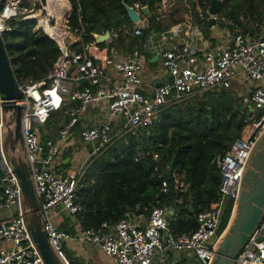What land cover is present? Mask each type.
Listing matches in <instances>:
<instances>
[{"label":"built area","instance_id":"2783aa9c","mask_svg":"<svg viewBox=\"0 0 264 264\" xmlns=\"http://www.w3.org/2000/svg\"><path fill=\"white\" fill-rule=\"evenodd\" d=\"M3 1L0 36L11 30L9 21L17 17L20 2ZM178 3L186 8L183 23L187 27L193 25L195 21L187 0H159L155 4L156 15L165 17V12ZM135 7L139 8L137 4ZM210 17L214 24L220 21L218 14ZM224 22L232 24L228 20ZM143 27L142 21L133 24V34L141 35ZM35 29L48 34L60 54L43 80L17 83L22 96L15 102L21 108L23 141L44 228L58 255L71 264L63 242L76 238L97 245L116 264H152L155 255L166 250L190 255L197 264H210L227 225L222 227L225 211L230 203L232 208L235 204L245 162L264 131V38L259 34H243L233 26V32H228V42L207 43L199 58L190 52L189 41L172 42L170 27L165 34H169L167 39L171 42L157 51L169 79L148 87V91L141 74L142 51L138 48L130 53H107L93 38L83 41L80 32L70 28L67 16L63 36L47 32L39 22ZM110 70L116 75L114 79ZM239 83L244 86L243 90L234 92L239 93L237 96L242 99L241 105L248 108V115L240 136L213 159L221 175L218 200L197 214L195 230L177 237L172 235L167 224L168 209L161 205L153 206L148 214L127 211L112 225L102 222L98 228L83 229L77 224L73 234L53 223V209L70 215L82 210L76 193L87 166L76 173L58 172L56 168L66 148L65 142L90 104L101 103L103 111L102 120L83 125L78 132L80 141L90 147L87 163L118 139L138 136L147 130L167 106L209 91L230 89ZM247 83L251 87L246 88ZM61 109L64 115L54 134L47 122ZM171 177L174 188L182 190L181 175L172 169ZM168 190V180L163 179L161 191L165 194ZM20 194L19 180L7 162L0 138V264H45L27 227ZM4 242L9 245L4 246ZM166 259L163 255L161 261ZM235 264H264V212L236 256Z\"/></svg>","mask_w":264,"mask_h":264},{"label":"trees","instance_id":"16d2710c","mask_svg":"<svg viewBox=\"0 0 264 264\" xmlns=\"http://www.w3.org/2000/svg\"><path fill=\"white\" fill-rule=\"evenodd\" d=\"M69 1L72 6L69 26L80 32L83 41L92 39L93 33L106 30L115 34L108 45L109 53L119 48L124 53L134 48L142 50L149 34L154 35L152 29L159 31L162 28L160 18L151 13L159 0ZM122 1L131 6L148 5V25L142 29L141 35L133 34ZM210 1L197 0L200 16L196 3L190 0L195 21L206 35L210 27L206 14ZM67 2L65 0L64 9ZM3 4L1 0L0 6ZM222 4L217 14L232 22L219 21L228 32H233V26H236L243 34H259L264 38V0H231L229 4L225 1ZM181 5L170 8V23L177 22L180 16L183 18ZM246 8L249 12L245 11ZM175 15L180 16L173 18ZM9 24L11 30L4 33L2 39L15 81L20 84L43 80L60 54L56 42L44 31L35 29V19L23 18L18 13ZM63 115L61 109L48 119L47 125L52 126V133L60 128L54 122L61 120ZM247 115L248 111L238 101L233 88L209 91L186 102L167 106L147 130L138 136L127 135L118 139L88 161L76 193V201L82 210L73 216L83 229L98 228L102 222L116 223L127 211L148 214L153 206L161 205L172 209L169 221L172 235L177 237L195 230L197 214L218 200L221 175L213 159L226 148V143L240 136ZM171 162L173 170L181 175L182 190L174 188L172 177L166 178V166ZM163 179L169 183L165 194L161 191ZM231 209L232 203L225 211L222 227L230 218ZM171 253L167 254V262L174 259ZM173 264H187V260L179 256Z\"/></svg>","mask_w":264,"mask_h":264},{"label":"water","instance_id":"95a60500","mask_svg":"<svg viewBox=\"0 0 264 264\" xmlns=\"http://www.w3.org/2000/svg\"><path fill=\"white\" fill-rule=\"evenodd\" d=\"M122 3L132 24H139L143 17L149 15L147 4L136 8L135 5H128L124 1ZM221 3V0L210 1L208 22H214L210 15L217 14ZM110 36L109 30L92 34V38L98 44L104 43ZM248 94L251 93L248 92ZM21 96L22 93L13 76L3 39L0 36V138L5 156L19 180L22 212L33 242L45 264H67L50 243L44 228L40 200L35 191L23 141L21 108L15 102ZM228 145L229 143H226V146ZM172 169L173 162L166 170L167 179H170ZM189 208L192 210L191 205ZM263 212L264 131L257 139L245 162L235 204L210 264H235L236 256L254 232ZM171 214L172 209L168 207V227Z\"/></svg>","mask_w":264,"mask_h":264},{"label":"crops","instance_id":"0c3cea01","mask_svg":"<svg viewBox=\"0 0 264 264\" xmlns=\"http://www.w3.org/2000/svg\"><path fill=\"white\" fill-rule=\"evenodd\" d=\"M187 3L189 4L190 1L187 0ZM195 3H196L195 4L196 11L198 15H200L201 9L198 6L197 2ZM189 6L192 9L191 3ZM169 10L165 12V17L164 16L160 17L162 28L159 31L156 28L152 29L151 32H153L154 35L151 33L149 34L141 50L142 51V57L140 59L141 65H142L141 74H142L143 81L148 91L150 90V88L148 87H151L152 85H156L158 82H161L163 80L169 79V75L167 71L162 67V57L160 54H158L162 46H165L168 42H171L169 39L167 38L165 39V33L167 32L168 28L170 27L172 28L168 30L170 31L169 34L172 35L173 37L172 39H174V41L172 40V42H177L179 44V43H184L186 41H189V43H191L190 52L194 55L199 56V58L202 57V50L207 43H213V44L225 43V42H228L229 40L228 30L224 31L225 32L224 38L221 35V31L220 33H217V34L212 32L213 29H217V25H216L217 23L214 24V22L213 23L210 22V27L207 29L208 30L207 35L203 33L200 24L197 22L187 27L186 24L183 23V18L180 15H175L173 17V18H177L178 16H180V19L177 22L170 23V18H169L170 11ZM151 13L156 14V11L152 10ZM149 14H150V11H149ZM193 16L194 14L192 12V17ZM193 20L195 21V19ZM142 22L144 24V27L148 25L147 16L143 17ZM211 25H213V27H211ZM132 27H133V24H132ZM112 35H115V34L111 33V36L109 37V39H107L104 43H102L104 47L100 46V48L105 50L107 53L109 52L108 45L112 38ZM134 49H137V48H134ZM116 51H122V50L120 48L111 50L113 54H115ZM159 60L161 61V72H158V70L155 71V68L157 69V62ZM109 72L112 74V77L114 79V77L116 76L114 71L110 70ZM100 109H102V105L100 104L99 105L90 104L88 106L86 113L78 121L79 126L76 127L77 126L76 125L75 126L76 128L74 127L72 131L73 133L67 139V142H65L66 148L60 157V160H59L60 166L63 165L65 167V165L68 163L74 164L72 157L76 151L75 150L76 148L81 146V147L87 148V150L89 151L90 147L82 143L79 137L77 138L75 135L79 132L80 128L83 125H92L98 122V121L95 122V118L101 114ZM97 110H98V113L96 112ZM88 151H86V157H84L83 160L79 164H77L78 169L81 167L86 168L87 165H85V163L87 161ZM62 221L57 223L58 225L56 224L58 228L61 230L70 232L72 234L76 232L75 227L77 224L81 226L80 222L75 218V216H71L69 220H62ZM63 243H64L63 250L66 256L68 257V259H70L71 261H74L77 264H116L115 261L112 258L105 255V253L97 245L89 244V243L77 240L76 238L68 239L64 241ZM3 245L8 246L9 244L7 242H4ZM167 254L170 255L172 253L171 251H168V250H166L165 252L157 253L152 261V264L153 262H156L159 259L161 260L163 255L167 256ZM183 254L185 258H187V255L185 253H182L181 256L183 257ZM173 256L175 257V253H173ZM167 261L168 259H166V261L162 263H166Z\"/></svg>","mask_w":264,"mask_h":264},{"label":"rangeland","instance_id":"374dc122","mask_svg":"<svg viewBox=\"0 0 264 264\" xmlns=\"http://www.w3.org/2000/svg\"><path fill=\"white\" fill-rule=\"evenodd\" d=\"M190 1V0H189ZM222 1V3L225 1L226 2V4H229L230 3V1L231 0H221ZM44 3H46V0H20V2L18 3V6H17V11H18V13H20L21 14V16H25V18H29V19H35L36 20V22L38 23V20H37V18L36 17H33V16H31L34 12H36V11H42V14L43 15H45L46 14V11H44L43 9H42V7H43V4ZM221 3V5H220V7L219 8H221L222 6H223V4ZM180 4H182V3H178V5L177 6H174V7H179L180 6ZM68 5H69V12H68V15H67V19H68V16L70 15V12H71V10H72V6H71V3H70V1L68 0ZM186 11V8H185V6L182 4L181 5V13L180 14H182L183 15V13ZM245 11H247V12H249V10H248V8H246L245 9ZM218 16L220 17V20L222 21V22H224L225 20H226V18L224 19V18H221V15L220 14H218ZM208 17H209V14H208ZM193 19H195V17L193 16ZM53 21V20H52ZM196 22V21H195ZM226 23V22H225ZM217 29H213L212 30V32H214L215 34H217V33H220V31H221V35H222V37L224 38V35H225V27H222L221 25H220V23L218 22L217 24ZM165 37L166 38H168L169 37V34L167 33V34H165ZM158 70V72H161V61L159 60L158 62H157V69L155 68V71H157ZM244 84V83H243ZM247 85V87L246 88H249V87H251L250 86V84L249 83H247L246 84ZM243 88H244V86H242L241 87V84L239 83V84H234V86H233V90H236V89H238L239 90V93H241V91L243 90ZM237 91V90H236ZM239 93L237 92H235V95L237 96V95H239ZM237 99H238V101L241 103L242 102V99L239 97V96H237ZM242 104V103H241ZM100 105H102L101 103H100ZM246 108V110L248 111V108L247 107H245ZM100 111H101V113H102V109H100ZM97 113H98V110L96 111ZM55 113H57V112H55ZM54 113V114H55ZM59 120L60 119H58L57 121H55L54 122V124L55 123H58L59 122ZM100 120H102V117H101V114L99 115V116H97L96 118H95V122H97V121H100ZM79 126V123L77 124V126L76 127H78ZM75 127V128H76ZM50 129L52 130V126L50 127ZM73 133V132H72ZM71 133V134H72ZM71 136V135H70ZM77 138H78V133L75 135ZM76 151H75V153H74V155H73V157H72V159H73V161H74V164H72V163H68V164H66L65 165V167L63 166V165H58L57 166V168H56V170L58 171V172H65V173H76L78 170V166H77V164H79L82 160H83V158L84 157H86V151H88L87 150V148H84V147H78V148H76L75 149ZM87 164V161H86V163H85V165ZM56 212H58V213H56ZM51 214H52V216H51V219H52V221H53V223L54 224H57V223H59V222H61L62 220H69V218L71 217V216H73V215H70V214H68V213H64V212H60L58 209H53L52 211H51ZM63 222V221H62ZM58 225V224H57ZM64 244V243H63ZM181 254L182 253H176L175 254V259H173V260H171V261H169V262H166L165 264H173L174 262H176V260H177V258H179V256H181ZM183 256H184V254H183ZM185 257V256H184ZM188 257H190V255H187V258H186V260H187V264H197V262L195 261V260H193V259H190V258H188ZM153 264H164V263H162V261L159 259V260H157L156 262H153Z\"/></svg>","mask_w":264,"mask_h":264},{"label":"bare ground","instance_id":"6f19581e","mask_svg":"<svg viewBox=\"0 0 264 264\" xmlns=\"http://www.w3.org/2000/svg\"><path fill=\"white\" fill-rule=\"evenodd\" d=\"M65 5V0H46V3H44L42 7V9L46 11V14L43 15L42 11L38 10L34 12L31 16L36 17L39 22V25H41L47 32L53 35L63 36L65 34V20L69 12L68 2L66 9H64ZM61 22H63V26H61Z\"/></svg>","mask_w":264,"mask_h":264}]
</instances>
